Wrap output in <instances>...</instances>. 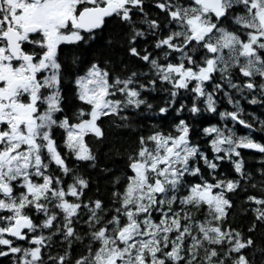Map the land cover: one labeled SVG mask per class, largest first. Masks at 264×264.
I'll return each instance as SVG.
<instances>
[{
	"label": "snow or ice",
	"instance_id": "1",
	"mask_svg": "<svg viewBox=\"0 0 264 264\" xmlns=\"http://www.w3.org/2000/svg\"><path fill=\"white\" fill-rule=\"evenodd\" d=\"M262 245L264 0H0V264Z\"/></svg>",
	"mask_w": 264,
	"mask_h": 264
},
{
	"label": "trees",
	"instance_id": "2",
	"mask_svg": "<svg viewBox=\"0 0 264 264\" xmlns=\"http://www.w3.org/2000/svg\"><path fill=\"white\" fill-rule=\"evenodd\" d=\"M69 59H70V57H69ZM251 110H252V111H256L257 113H259V111H260L259 109L255 108V107H253ZM240 131H243V129H241ZM112 132L114 133V135H112V136L110 137V139H112V140H120L121 142L124 141L125 137H123V136H119V135H116V134H118V133L121 132V129L116 128L115 126H112ZM115 146H116V145H114V147H115ZM108 151H109V149H107V148H103V149L101 150V154H100V164H101V165H103V164H108L109 167H115V165H113V164L111 163V161H112V159H113L114 157H110V156H106V155H105V153H107ZM117 158H118V157H117ZM246 159H247V161H248V167H249V168H251V169H256V168L259 167V165H258V159H259V157H258L257 154L252 153V152L246 150ZM89 171L91 172V170H89ZM91 175H92L93 180L95 181L96 177L99 176L100 174H99L98 172H91ZM105 184H107V181L104 180V179L101 177V179H100V190H101V193H104V191H105V188H104V185H105ZM236 212H237V219H238V220H240V219H241L243 216H245V215H250V214H247V213H244V212L241 211V208H240L239 203H238V205H237ZM244 222L247 223L246 220H245ZM258 235H259V233H258ZM262 246H264V245H262ZM255 259H256V261H257V264H259V262L261 261V256H260V253H259V252H257Z\"/></svg>",
	"mask_w": 264,
	"mask_h": 264
}]
</instances>
